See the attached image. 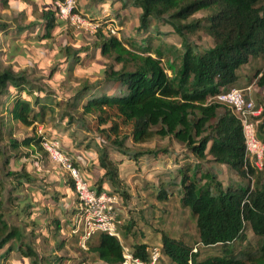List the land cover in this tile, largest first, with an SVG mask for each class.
<instances>
[{
  "label": "trees",
  "instance_id": "trees-1",
  "mask_svg": "<svg viewBox=\"0 0 264 264\" xmlns=\"http://www.w3.org/2000/svg\"><path fill=\"white\" fill-rule=\"evenodd\" d=\"M15 1L1 0V3L8 6ZM21 1L38 6L41 16L40 22L32 26L16 28V37L41 42L51 39L53 31L64 21L70 22L60 19L57 5L66 0ZM119 1L124 9L140 10L137 30L143 34L156 25L171 26L183 49L178 56L179 65L178 57H171L162 48L152 50L148 46L140 51L129 48L112 34L109 27L114 21L106 12L105 19H89L98 29L96 49L98 56L114 60L121 67L104 68L102 80L84 82L68 100L54 99L35 86L24 72L10 67L0 69V141L4 142L0 147V166L7 168L11 163L21 166L19 171L7 168L0 177V194L2 197L8 194L0 200V259L20 252L26 259L34 258V264L43 261L24 242L28 225L21 217L36 215L40 199L34 198L35 192L43 195L49 187L37 184L36 177L21 161L24 156L32 157L39 165L49 156L43 145L48 136L43 131L40 133L37 125L44 124L47 116L59 113V122L89 132L88 119L93 118L99 136L93 139V144L85 146L84 179L98 192H113L125 201L130 197L125 178L121 177L125 162L138 166L145 157L158 159L175 153L168 148H139L149 140L156 137L175 140L193 156L174 160L175 168L167 173L170 176L159 177L155 197L159 201L178 197L196 218L197 246H219L220 252L200 259L197 246L161 232L163 254L174 264H264V176L250 186H224L210 171L203 169V162L227 165L249 181L264 171V167L259 170L248 160L242 124L232 110L209 102L221 92L237 87L242 78L240 70L252 59L264 58V0ZM200 12L209 13L195 18ZM0 30L9 33L6 24L0 23ZM199 33L210 37L213 47L197 48L190 36ZM89 50V47L66 48L65 69L72 71L74 66L86 62ZM166 61L171 75L167 73ZM256 75L257 84L264 87V68ZM18 123L32 127V132L17 138ZM258 137L264 141V122L258 125ZM81 146L79 142L77 149ZM114 153L119 157L113 158ZM71 161L79 168L80 161L74 157ZM96 170L100 175L94 179L91 174ZM61 184L75 191L70 176ZM23 191L29 194L23 195ZM49 197L58 203L57 194ZM14 200L20 206L19 226L11 222V214L6 211L7 203L12 206ZM38 222L36 216L32 223L39 226ZM130 227L134 226L126 225V230L130 231ZM249 231L258 239L256 245L238 250L237 246L247 241ZM97 235L95 243H87L88 251L106 264H123L124 246L120 239L102 232ZM148 249L147 244H141L130 252L149 263Z\"/></svg>",
  "mask_w": 264,
  "mask_h": 264
},
{
  "label": "rangeland",
  "instance_id": "rangeland-1",
  "mask_svg": "<svg viewBox=\"0 0 264 264\" xmlns=\"http://www.w3.org/2000/svg\"><path fill=\"white\" fill-rule=\"evenodd\" d=\"M75 8L72 13L83 14L86 19L85 25H73L64 21V24L53 31V37L48 40L37 41L29 37H16L15 29L19 26H32L40 22L41 12L38 6L31 3H25L16 0L6 6L0 0V23L8 26V34L0 30V69L10 67L17 72H24L34 85L50 93L56 100H68L75 91L86 82H94L103 79V69L114 66L118 70L121 65L114 60L98 56L96 44L98 41V29L90 18L98 20L105 19L106 12L110 13L113 19L114 28H117L116 37L123 40L129 48L140 51L141 48L150 47L152 50L160 49L166 54L175 58L182 54L181 40L173 32L169 25H156L149 33H141L138 28V16L140 10L135 7L124 9L119 0H75ZM209 12H200L195 18L206 16ZM38 26H36L37 28ZM162 34H159V33ZM191 42L200 50H206L213 47V40L204 36L202 33L190 36ZM81 47H89L88 60L82 65L74 66V70H66V56L64 50L70 48L76 50ZM178 63L180 57H178ZM167 73L171 75L172 71L168 68V62H165ZM100 66V67H99ZM264 68V58H254L250 63L240 70L242 76L238 88L250 89V97L254 100L257 110L260 111L259 120L264 122V87L257 84V72ZM249 92V91H248ZM1 110V105H0ZM58 111V110H57ZM59 112V111H58ZM61 114V111H60ZM59 113L47 116L44 124L39 123L37 129L47 134L49 139L60 143L62 151L73 158V150L78 148L85 150V146L93 144L94 138L99 136L96 130L93 118L88 119L91 131L80 129L75 125L68 126L67 123L59 122ZM32 127H25L18 123L15 129L17 138L22 139L32 132ZM71 140L72 143H67ZM264 143V141L262 140ZM4 142L0 141V147ZM130 146L131 144L128 143ZM139 148H168L175 153L162 155L158 159H143L141 165H135L131 162H125L121 169V174L125 178L127 190L130 195L127 201L122 199V209L120 218L123 224L119 227L121 234V243L123 246L133 250L135 245L147 244L149 249L158 248L160 258L157 264H174L163 254L161 232L169 236L183 240L190 246H197L199 235L197 231L196 218L191 215L189 209L182 206L178 197L168 201H159L156 199V187L160 176H170L175 166L174 160L192 159L193 156L186 152L175 140L153 138ZM49 154V153H48ZM119 157L113 154V158ZM34 158L23 157L22 163L26 165L36 177L37 184L42 187H49L43 193L35 192L34 198L40 199L37 205L38 211H33L31 218L21 217L23 223L28 225L26 239L29 245L37 252L38 257L42 258L40 264H106L99 260L97 256L88 251L87 245L80 244L79 237L72 233V217L79 213L71 207L75 203L76 195L74 190H68L61 184L69 174L57 163H54L50 155L44 159L43 163H38ZM264 162V160H263ZM0 166V177L6 173V169L20 170L21 166H15L11 163L9 167ZM86 171L80 165L78 166ZM264 167V166H263ZM204 171H210L224 186H250L256 183L257 179H262L264 171L257 177L243 178L237 175L229 166L218 165L212 162H203ZM263 169V168H262ZM264 170V169H263ZM166 174V175H164ZM85 178V175H83ZM6 187L9 189V180L6 178ZM107 185L106 187H108ZM23 195L29 194L23 191ZM58 195V203L50 200V195ZM8 194L3 197L6 198ZM0 194V200L3 199ZM40 197V198H37ZM13 205H6V211L11 214V222L19 226L17 211L18 201L14 200ZM45 205L47 207H45ZM18 208H17V207ZM38 218L39 226L32 223L34 218ZM33 218V219H32ZM126 225L131 230H126ZM98 235H94L89 241L95 243ZM257 238L253 232L249 231L247 241L242 246H237L240 250L247 246H255ZM88 241V242H89ZM87 242V243H88ZM200 259L218 254L219 246L204 247L198 245ZM4 251H2L3 253ZM34 258L26 259L20 252H12L5 258L0 259V264H34Z\"/></svg>",
  "mask_w": 264,
  "mask_h": 264
},
{
  "label": "built area",
  "instance_id": "built-area-1",
  "mask_svg": "<svg viewBox=\"0 0 264 264\" xmlns=\"http://www.w3.org/2000/svg\"><path fill=\"white\" fill-rule=\"evenodd\" d=\"M60 12V19L69 20L73 25H85L86 19L78 14L72 13L75 8L74 0H66L65 3H57ZM97 28V26L95 25ZM113 35H116L114 25L110 26ZM249 91V92H248ZM250 89L233 87L227 91L212 97L209 102L226 106L232 110L236 118L241 122L246 144V154L250 163L259 170L264 166V143L258 137V125L260 111L257 110L254 100L250 97ZM41 133V131H40ZM54 163L59 164L73 179L76 195L77 215L72 217V233L79 237L82 246L98 233H106L121 239L119 227L122 225L120 218L122 198L113 192H98L91 188L85 181L79 168L72 164L69 158L56 140L44 139L43 143ZM151 261L143 262L134 257L124 247L123 264H157L160 258L158 248L148 249Z\"/></svg>",
  "mask_w": 264,
  "mask_h": 264
},
{
  "label": "crops",
  "instance_id": "crops-1",
  "mask_svg": "<svg viewBox=\"0 0 264 264\" xmlns=\"http://www.w3.org/2000/svg\"><path fill=\"white\" fill-rule=\"evenodd\" d=\"M67 143H72V141L70 140H66ZM84 154H85V150H81V149H74L73 150V156L76 160L80 161V166L81 167H85L86 166V163L84 162ZM125 165V164H124ZM123 167V166H122ZM122 169V168H121ZM99 172L96 170V171H93V174H91V176L96 179L98 176H99ZM97 176V177H96ZM121 177L124 178L121 174ZM94 179H92L93 181H95ZM76 206V203L74 204ZM122 209V207H121Z\"/></svg>",
  "mask_w": 264,
  "mask_h": 264
}]
</instances>
